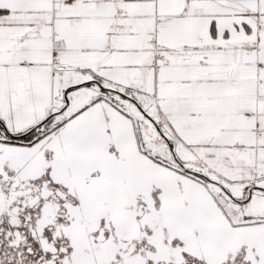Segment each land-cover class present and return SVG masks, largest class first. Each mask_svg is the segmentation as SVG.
<instances>
[{
	"label": "snow or ice",
	"instance_id": "6c2138e0",
	"mask_svg": "<svg viewBox=\"0 0 264 264\" xmlns=\"http://www.w3.org/2000/svg\"><path fill=\"white\" fill-rule=\"evenodd\" d=\"M0 264H264V0H0Z\"/></svg>",
	"mask_w": 264,
	"mask_h": 264
}]
</instances>
